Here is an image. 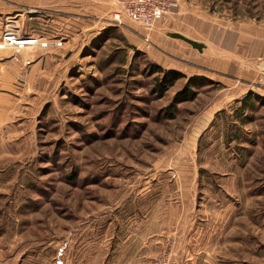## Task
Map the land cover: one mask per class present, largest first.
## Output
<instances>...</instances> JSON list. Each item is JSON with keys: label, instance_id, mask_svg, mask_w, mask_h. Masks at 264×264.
<instances>
[{"label": "rangeland", "instance_id": "1", "mask_svg": "<svg viewBox=\"0 0 264 264\" xmlns=\"http://www.w3.org/2000/svg\"><path fill=\"white\" fill-rule=\"evenodd\" d=\"M110 1L0 0V40L12 26L49 43L0 48V264H152L163 247L142 235L175 204L207 233L224 226L212 250L195 247L207 233L182 251L163 233L173 254L264 264V70L232 100L245 80L200 68L161 30L111 25ZM169 17L264 60V0H180ZM169 63L184 76L161 95L153 66Z\"/></svg>", "mask_w": 264, "mask_h": 264}, {"label": "crops", "instance_id": "2", "mask_svg": "<svg viewBox=\"0 0 264 264\" xmlns=\"http://www.w3.org/2000/svg\"><path fill=\"white\" fill-rule=\"evenodd\" d=\"M15 1L23 2V0H15ZM116 2H119V0H116ZM107 5L109 6V3ZM113 5L116 8L118 7L117 6L118 4H113ZM0 6H1L0 9L2 8L5 12L10 11V9H12L11 5H7V6L0 5ZM108 11L112 12V9ZM171 18L173 17H169L165 22H159L155 28L157 30H161V32L163 31L166 34V36L168 35V37L174 39V41L178 45L176 51H178L177 53H179V55H181L182 57L189 58V60L192 61L194 64H198L200 68L201 67L207 68L210 72H212L215 75L225 76L228 74L229 71H233L235 73L234 74L235 77H237L240 80H245V82H242L241 83L242 85L240 86L241 89H245V90H243L241 94H239V96L234 97L232 100H237L241 98L243 99V97H245L243 95L246 94L255 95L253 92H251L252 89H250L249 87L251 85L254 86L262 78L261 72L262 70H264V66H263L264 60L263 62H261L262 64L257 61L256 50L258 49V46L254 44L253 50H251V52L248 54H247V50L245 49V47L242 46V44L239 46V49L240 51L243 52L237 50L238 49L237 47H236L237 49L235 48L234 50L230 49L232 47V43L230 41L231 34H225L224 37H220V38H217V36H215L213 37V39L210 40L208 38L207 42H202L198 38L199 35L196 38L189 36V34L195 36L197 33L196 30L186 29L183 26H179L178 29L177 25ZM127 20L130 21L128 18L124 17L123 23H127ZM109 21L110 24L115 27H123L124 25L123 23L122 24L114 23L112 20ZM158 34L160 33L155 32L154 35L156 36ZM259 35H262L263 36L262 39H264V31L260 32ZM192 49H194L195 53ZM262 51H263L262 53L264 54V45ZM205 53L207 56L205 57L201 56V54H205ZM167 68L173 70L179 69L178 66L172 63H169ZM230 87H238V86L232 83ZM176 205L177 204L172 205V208L171 207L167 208V214L164 217L157 219L153 223V228L151 227L150 231L145 232V234L142 235L143 236L142 244L145 247V249H149V250H152L153 248L156 249V246H158L159 248L160 247L164 248L165 243H163V241L165 242L164 240L165 238L163 239V237L161 236H164L162 234L165 233L166 234L165 237H172L174 240L178 239L176 249L181 248L182 251L183 249H185V246L187 245V240L190 241L191 237H193L194 239L200 235H203L204 233H207L206 222L202 221L205 219L201 220L198 217H196L193 213H188L187 211H185L186 207H188L185 204H182L184 208L183 212L182 213L177 212L178 210L176 208ZM209 226L211 227V229L207 233V241L201 244L196 242L195 244L196 249L206 250L208 248V250H212L215 241L214 240L215 229L217 227L218 229L222 228L224 224H222V219H221V221L218 222L217 227L216 224L213 225V227L210 224ZM211 235H214V239H212L213 236ZM180 241L182 242V244L180 243L179 246ZM187 250L189 251V248H186V252ZM178 251H180V249Z\"/></svg>", "mask_w": 264, "mask_h": 264}, {"label": "built area", "instance_id": "3", "mask_svg": "<svg viewBox=\"0 0 264 264\" xmlns=\"http://www.w3.org/2000/svg\"><path fill=\"white\" fill-rule=\"evenodd\" d=\"M118 4L112 13L111 20L122 24L123 18L139 24L147 29H154L159 22H165L169 15L180 7V0H111ZM28 39V40H25ZM148 40V38H146ZM29 41V42H27ZM61 44L62 42L59 41ZM47 41L38 37L20 35L13 27H6L0 40V48L13 47L17 50L33 46H48ZM59 44V45H61ZM152 264H188L187 259L173 254L166 247L154 258Z\"/></svg>", "mask_w": 264, "mask_h": 264}, {"label": "trees", "instance_id": "4", "mask_svg": "<svg viewBox=\"0 0 264 264\" xmlns=\"http://www.w3.org/2000/svg\"><path fill=\"white\" fill-rule=\"evenodd\" d=\"M154 71L157 73H160L161 76L156 78V91L160 93L161 95L164 94L171 86H173L176 81H178L180 78H182L184 75L175 70H164L160 68L159 66L154 65ZM194 81L196 79L190 78L189 79V85L185 87L183 90L177 92L175 101H182L185 99H188L193 95V90H190L189 87L193 86ZM247 100V99H246ZM242 102H244L242 100Z\"/></svg>", "mask_w": 264, "mask_h": 264}, {"label": "bare ground", "instance_id": "5", "mask_svg": "<svg viewBox=\"0 0 264 264\" xmlns=\"http://www.w3.org/2000/svg\"><path fill=\"white\" fill-rule=\"evenodd\" d=\"M25 40H28V39H25ZM27 42H29V41H27Z\"/></svg>", "mask_w": 264, "mask_h": 264}]
</instances>
